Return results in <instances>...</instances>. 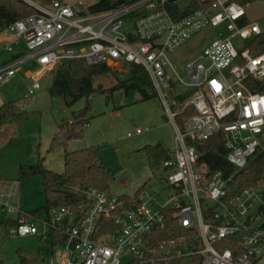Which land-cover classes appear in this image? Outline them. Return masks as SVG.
Masks as SVG:
<instances>
[{"label": "built area", "instance_id": "1", "mask_svg": "<svg viewBox=\"0 0 264 264\" xmlns=\"http://www.w3.org/2000/svg\"><path fill=\"white\" fill-rule=\"evenodd\" d=\"M203 1L207 7L188 15L172 14L168 0H129L104 11L92 10L98 0L48 6L28 1L39 13L0 32L13 39L0 49L10 54L0 63V85L29 61L42 71L28 74V96L40 88L45 72L66 61L142 66L177 134L172 158L163 164L170 196L160 198L145 187L126 197L81 189L75 206L54 207L43 216L23 212L12 193L0 192V239L37 236L49 242V264H122L125 257L128 264H168L194 256L201 264H264V181L230 196L229 180L221 171L206 172L189 144L221 133L237 167L264 150V91L257 90L264 86V51L256 54L250 46L263 32L247 12L260 0ZM208 27H224L227 34L221 32L180 75L169 54ZM167 71L189 91L178 111L176 98L167 99ZM187 107L196 114L181 131L176 116Z\"/></svg>", "mask_w": 264, "mask_h": 264}, {"label": "rangeland", "instance_id": "2", "mask_svg": "<svg viewBox=\"0 0 264 264\" xmlns=\"http://www.w3.org/2000/svg\"><path fill=\"white\" fill-rule=\"evenodd\" d=\"M64 1L71 4L78 0ZM168 1L181 7L190 2ZM146 12L144 10L143 13ZM247 12L248 20L257 22L264 33V0L252 2ZM221 32L227 34L224 27L205 28L183 47L170 53L169 58L176 71L184 76L187 63L200 55ZM234 43L239 47L238 41ZM4 57L5 53L1 54L0 60ZM108 67L110 73L96 76L94 81L95 87H102L108 92L95 94L91 110L86 115L84 136L78 139L68 140L60 126L72 121L73 113L85 107L86 98L68 106L62 97H52L49 94L53 80L51 71L44 73L40 88L31 96L27 95L32 85L28 74L34 76L42 71L34 61L24 64L18 76L0 85V106L14 102L20 111L27 113L23 120L10 127L9 137L0 141V191L12 193L14 204L23 212L41 210L39 213L45 216L47 203L41 177L22 174L21 167L43 165L55 173H62L65 153L87 147L96 148L99 164L113 175L109 195H131L144 187L160 198L173 194L166 183V173L150 168L143 147L161 143L170 152L176 148L175 126L162 98L157 94L153 99L142 100L136 90L112 89L117 84L113 74L117 73L119 79L124 80L128 67ZM167 75L171 83L167 91L169 102L178 96L188 95V88L178 85L171 71H167ZM138 129L142 131L141 134H136ZM129 134L132 136L129 137ZM8 218L12 219L11 216ZM51 255V246L37 236L0 239V261L3 264H49ZM129 261L130 258L125 257L122 264Z\"/></svg>", "mask_w": 264, "mask_h": 264}, {"label": "trees", "instance_id": "3", "mask_svg": "<svg viewBox=\"0 0 264 264\" xmlns=\"http://www.w3.org/2000/svg\"><path fill=\"white\" fill-rule=\"evenodd\" d=\"M36 3L48 6L54 1L62 0H32ZM129 0H98L92 7L93 11H104L116 8ZM246 3L248 0H238ZM208 6L203 0H190L187 6H179L173 2L167 4L172 14L179 12L188 15L194 11ZM39 11L27 0H0V32L7 30L16 22L38 14ZM254 42V43H253ZM250 43L256 54L264 51V33ZM111 69L106 65L89 66L83 60H70L58 65L53 73L52 85L49 94L52 97H62L68 106L74 105L79 99L86 98L85 107L73 113L72 121L61 124V130L67 134V139H78L84 136L86 115L91 110L95 94L108 92L102 87H95L96 76L110 73ZM117 84L112 89L136 90L142 100H150L157 96L154 84L142 66H128L127 77L119 79L117 73L113 74ZM264 91V86L258 88ZM190 95H181L176 98L178 105L173 111L181 110V107L189 99ZM25 111H20L14 102L0 106V141L10 135V127L16 125L26 117ZM196 114L193 107H187L176 116V123L181 131L185 129L186 122ZM199 154V163L206 172L221 171L229 180L228 193L234 196L248 187H253L264 181V150H259L243 167H237L230 162L229 151L225 147L222 134L218 133L206 141L189 142ZM147 153L149 166L153 171L163 170L165 161L172 158L170 152L163 144L147 145L144 148ZM21 173L26 175H38L42 179L43 195L45 196L47 209L54 207L75 206L81 201L77 190L97 189L108 193L113 180L111 172L98 162L95 147H87L72 152H66L64 156V171L55 173L43 167V165H23ZM143 188L137 190L139 193ZM126 197V196H124ZM128 198V196H127ZM41 210L33 213L37 214ZM0 222L4 221L0 218ZM47 243V242H46ZM49 244V242H48ZM50 245V244H49ZM0 264H3L0 261ZM168 264H201L199 256L179 259Z\"/></svg>", "mask_w": 264, "mask_h": 264}, {"label": "crops", "instance_id": "4", "mask_svg": "<svg viewBox=\"0 0 264 264\" xmlns=\"http://www.w3.org/2000/svg\"><path fill=\"white\" fill-rule=\"evenodd\" d=\"M6 35H4V34H2V33H0V49L4 46V45H6V44H9V43H12V41H13V39L10 37V36H6ZM5 53V57L4 58H2L1 60H0V63L1 62H4V61H6V60H8L9 58H10V54H8V53H6V52H1L0 53V56H1V54H4ZM1 192V191H0ZM1 193H4V192H1ZM14 202V201H13Z\"/></svg>", "mask_w": 264, "mask_h": 264}, {"label": "water", "instance_id": "5", "mask_svg": "<svg viewBox=\"0 0 264 264\" xmlns=\"http://www.w3.org/2000/svg\"><path fill=\"white\" fill-rule=\"evenodd\" d=\"M145 146H146V145H144L143 147H145ZM143 147H142V148H143Z\"/></svg>", "mask_w": 264, "mask_h": 264}]
</instances>
